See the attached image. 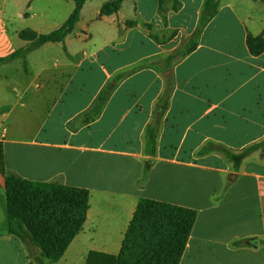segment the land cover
Masks as SVG:
<instances>
[{
  "label": "crops",
  "instance_id": "obj_1",
  "mask_svg": "<svg viewBox=\"0 0 264 264\" xmlns=\"http://www.w3.org/2000/svg\"><path fill=\"white\" fill-rule=\"evenodd\" d=\"M65 1L73 10L74 3ZM203 1L178 0L177 11L171 3L166 22V7L159 12L157 3L148 10L147 0H137L136 19L125 17L123 6L111 19L99 17V9L95 22L111 20L114 41L118 35L123 48L76 53L70 44L90 39L79 20L65 40L69 62L61 71L48 75L42 70L21 93L14 92L15 102L10 95L0 100L6 171L89 194L82 230L55 264H71L76 256L77 264H108L107 258L120 251L140 199L196 213L179 264H264V150L252 153L237 170L217 150L239 153L264 140V82L225 81L233 65L264 77V53L252 57L245 44L248 35L258 36L264 29V19H255L256 6L218 0L216 15L198 33L194 51L172 65L173 89L160 101L165 82L155 63L180 51L197 32ZM0 19L4 57L11 53L6 51L12 37L2 12ZM50 25L51 31L61 26L44 19L27 29L47 34L43 30ZM21 31L14 35L18 38ZM26 45L19 41V49ZM82 67L95 72L79 76ZM137 67L142 68L120 82L101 111L83 123L106 83ZM197 74L210 82L199 85ZM156 121L150 146L146 133ZM4 198L0 177V204ZM253 238L256 247L247 244ZM72 249L75 256L70 257ZM38 253L0 228V264H34L30 255Z\"/></svg>",
  "mask_w": 264,
  "mask_h": 264
},
{
  "label": "trees",
  "instance_id": "obj_2",
  "mask_svg": "<svg viewBox=\"0 0 264 264\" xmlns=\"http://www.w3.org/2000/svg\"><path fill=\"white\" fill-rule=\"evenodd\" d=\"M71 1L74 8L58 29L47 34H37L29 29L19 32L18 38L27 42V45L0 57V67L16 60H22L25 66L27 56L47 44L59 43L65 51V40L74 33L80 20L81 9L87 0ZM127 1L130 0H107L100 8L99 17L118 13ZM167 1H171L173 11L181 7L178 0H159V12L163 11ZM253 1H259L264 5V0ZM218 5V0H204L197 32L183 49L155 63L160 68V74L165 82L160 101H166L172 92V65L194 51L198 33L214 18ZM245 44L250 56L262 55L264 29L258 36L248 35ZM153 66L154 64L151 67ZM140 68L142 67L119 73L110 79L98 94L93 108L84 114L83 123L96 116L116 86ZM156 123L157 121L146 133L150 146L155 143ZM207 150L205 149V152ZM217 150L237 170L243 160L252 153L264 150V140L239 153L224 147H218ZM0 177L5 190V198L1 203L4 206L5 220L0 224V228L18 238L27 249L39 251L37 255H30L34 264L57 263L82 230L88 211V192L55 184L30 182L8 173L5 169L1 143ZM195 219L196 213L191 209L140 199L126 229L120 251L115 257L107 258L108 264H179Z\"/></svg>",
  "mask_w": 264,
  "mask_h": 264
},
{
  "label": "rangeland",
  "instance_id": "obj_3",
  "mask_svg": "<svg viewBox=\"0 0 264 264\" xmlns=\"http://www.w3.org/2000/svg\"><path fill=\"white\" fill-rule=\"evenodd\" d=\"M107 0H87L81 10V18L79 27L81 30H84L86 34L90 35V39L85 41V43H80L78 40L72 44H70V48H72L76 53L77 52H90L92 49L96 48H104L107 50H111L112 46L116 45L117 49L123 48L120 46L119 36H115L114 41V28L112 26L111 20H107L105 22H95L96 12L100 9V7ZM159 0H147L148 10H154L155 4L158 3ZM183 1H194V0H183ZM232 3L235 6H256L254 12L255 19H264V5L259 1L253 0H225ZM219 2V1H218ZM72 3V2H71ZM2 7V18L6 21L7 28L10 32L12 39L8 42V50L6 53L13 52L19 49V39L14 35V32L17 30H25L31 26H33L35 21L47 20L53 21L56 24L62 25L70 13L72 12L73 4H70L67 7V2L65 0H4V3H0ZM29 6L32 9H29ZM171 6V2L164 5L166 7V18H163V21H167V14L169 12L168 7ZM0 7V8H1ZM140 8L141 5L137 3V0L133 2H128L123 5L125 13V17L127 18H135L136 13L134 9ZM157 7V5H156ZM155 7V8H156ZM258 7V8H257ZM130 9L131 15L125 9ZM150 11V12H151ZM35 13L37 17L35 19L29 18L31 13ZM246 14V13H245ZM244 14V15H245ZM243 15V16H244ZM111 16L109 19H111ZM136 19V18H135ZM134 19V20H135ZM199 26V24H198ZM219 28H222L218 26ZM52 25L47 27L43 31L48 33L51 31ZM168 36V35H167ZM165 37V35H164ZM83 36H80L82 39ZM190 38L186 39L183 42L181 48L183 49L185 44L189 41ZM130 41L128 44H130ZM137 44V43H136ZM66 48V47H65ZM180 48V49H181ZM5 53V54H6ZM3 56L4 52H0ZM226 58V57H221ZM69 62V59L63 50L61 44H47L41 47L38 50L33 51L27 56L25 61V66L23 61H13L9 63H5L0 67V100L8 97L10 95L13 102H15L12 95L16 90L21 93V90L24 88V85H28L33 82L36 74L42 70L46 72L48 75H52L54 73L60 72L63 65ZM191 71V70H189ZM231 75H227L230 77L229 79H223L228 81L230 84L236 85L239 83H260L264 82V77L256 78L254 72L246 66H232ZM258 71V70H256ZM95 71H89L88 68L82 67L79 71V76H85L87 74L93 73ZM97 75L99 73L96 71ZM187 77L185 73H180ZM78 76V77H79ZM200 77L198 74L195 76V81H199V85H206L207 82H210V79ZM81 80V79H80ZM79 78H76L75 82H80ZM207 80V82H206ZM37 83L41 84L39 80H36ZM23 87V88H22ZM202 91V90H201ZM243 140V139H240ZM250 140V139H247ZM5 219V211L3 204H0V223ZM68 255L70 257L75 256L74 249L69 250ZM80 259L75 257L74 260L71 261V264H77Z\"/></svg>",
  "mask_w": 264,
  "mask_h": 264
},
{
  "label": "water",
  "instance_id": "obj_4",
  "mask_svg": "<svg viewBox=\"0 0 264 264\" xmlns=\"http://www.w3.org/2000/svg\"><path fill=\"white\" fill-rule=\"evenodd\" d=\"M247 244L253 247H256V239L253 238V239L248 240Z\"/></svg>",
  "mask_w": 264,
  "mask_h": 264
},
{
  "label": "built area",
  "instance_id": "obj_5",
  "mask_svg": "<svg viewBox=\"0 0 264 264\" xmlns=\"http://www.w3.org/2000/svg\"><path fill=\"white\" fill-rule=\"evenodd\" d=\"M1 12H2V11H1V9H0V15H1ZM31 16H32V15H31ZM0 22H2L1 19H0ZM16 96H17V95H16Z\"/></svg>",
  "mask_w": 264,
  "mask_h": 264
}]
</instances>
